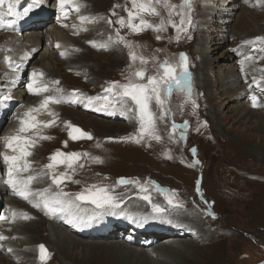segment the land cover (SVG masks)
Instances as JSON below:
<instances>
[{
  "label": "rangeland",
  "instance_id": "obj_1",
  "mask_svg": "<svg viewBox=\"0 0 264 264\" xmlns=\"http://www.w3.org/2000/svg\"><path fill=\"white\" fill-rule=\"evenodd\" d=\"M103 1L109 5L99 11L102 19L114 5H124L121 6L124 12H126L125 7L131 8L130 0H111L110 3L109 0ZM196 1V7H192V11L188 12L187 9H184L191 17V25L187 24L188 33H180L179 39L176 38L178 35L176 29L167 23L165 29L159 32L148 29L146 32L136 35L130 30L123 37L125 41L131 43V49L113 43L108 44L106 47L108 50L97 51L94 49L95 51L89 52L93 63L89 62L88 65L83 62L85 68L76 72H70V68L66 69V64L62 65L54 54L51 55L52 62H49L48 65L50 64L49 71L54 76L51 75L50 77L60 78L61 84L67 90L98 91L102 87H108L113 81L125 83L126 77L131 76L140 68L145 69V78H147L148 75L155 74L159 64L165 60L174 65L177 64L180 60V53L186 54L188 70L191 73V103L185 104L187 98L184 103L182 96L186 94L174 88L171 96L164 104V110L168 114L163 119L157 118L156 120L157 133L161 136L160 140L148 138L147 136L143 138L147 142L142 143H136L131 139H121L130 137L129 132L134 127L130 123L132 118H127L128 115L116 120H105L84 112L75 106H66L83 115L81 117L84 120L81 121V125L93 134V138L88 140L89 143L87 144L76 143L69 144V147L67 146L68 149L83 155V160L76 163V166L73 167L74 170L71 169V173L77 175L81 183L73 181L66 184V188L73 191H82L85 189L83 185L89 183H92L91 186L95 185L94 183L113 184L112 182L121 177L134 181H137L136 179L156 181L159 185L170 186L173 189L167 192H142L135 188V184H128V189L132 192V199L139 201L136 204L142 206L134 218L139 219V216L144 215L146 220L149 221V228H144L145 231H154L161 226L173 227L171 229L184 231L185 236L181 240L173 238L174 236L172 235L168 238L181 241V243L173 242L175 249L173 248L169 259H162L161 256L152 251L156 247V243L158 245L167 243L164 238L147 239V246L135 245L136 243L134 245L123 243V240L127 241L125 236H130L123 231L126 230L131 233L132 229L130 226L133 227L135 223L123 215V213L129 212H123L122 209L116 211L115 215L108 214L106 216V219L111 222L109 224L111 226L110 231L117 232V234L114 233L112 236L105 238L76 237L95 243L119 241V243L122 242L137 249H146L152 257L150 264H264V112L263 110L262 112L253 110V114H242L241 111L246 107L247 97L237 99L242 100V102L232 101L230 107L229 105L224 107L221 105L225 101L224 99L231 97L233 93V91L226 94L221 92L222 83L219 80L227 77L225 73L227 66L233 65L237 60L233 50L227 49L228 47L233 49L235 46H239L237 45L238 40L234 38L235 36H231L230 41L222 49L218 48L207 54L205 58L207 74L205 78H202L199 74L200 70L198 69L202 65V58L199 54V39L203 43L206 36L212 35L215 25L218 26V22L205 29V34L200 37V29L197 25L201 20L200 10L204 8V3L202 2L203 0ZM220 1L208 0V5L219 8V6L223 5ZM247 1L249 2H237L236 14L232 21H229L228 26L231 30L237 28V30L246 31L253 25L261 32L256 37H264V9L260 11L261 4L250 0ZM181 2L182 0H170V3L177 6ZM194 4L195 1L192 0V6ZM225 5L229 7L234 5V3L228 2ZM85 8L89 11L94 10L93 4L90 2L85 3ZM256 8L259 11L253 14V9ZM157 10L160 12V16L153 17L149 14L146 16V20L153 25L159 24L161 18H164L165 21L168 18L167 10L162 6L158 5ZM176 11H180L179 7ZM238 15L241 16V19ZM244 15L252 19L246 21ZM172 19L179 24L180 17L178 15L174 13ZM239 20L241 22H238ZM102 25V30L96 33L105 36L108 26L106 22ZM157 35L161 39H156ZM99 37L102 38L100 35H97L96 38ZM256 44L259 45V49H255L257 45L254 48L249 46L251 47L250 52H252L250 54L251 58L253 59L254 57L253 60L251 59L252 63L249 68H254L253 70H255L257 67L260 70H264V51H260V49H264V44L261 41H256ZM213 46H218V44H213ZM80 48L79 52H82L83 48ZM116 50H120V61L115 57L114 53ZM130 50L134 53L139 52V57L147 59V63L141 65L138 59L132 61L129 57ZM38 56L37 54L33 58L30 62L31 65L40 66L39 62L36 61ZM213 58L217 60L211 62ZM62 61H67V58ZM83 63L78 64L83 65ZM177 71L179 72L180 69L178 68ZM133 78L134 80H139V78ZM144 81L145 79L139 82ZM192 100H195L199 107L194 108ZM126 101H128L127 98L123 103H126ZM58 107V105L53 106V110L50 109L52 110L51 112L56 114ZM152 111L159 117L161 109L158 106L153 104ZM236 113L242 114V117L235 115ZM90 118H95V120L102 123L104 121H114L117 124V130L100 133L88 125L87 121ZM2 119L5 118L0 115V121ZM67 120L75 122L72 118ZM185 121L188 122L187 128L182 127ZM173 123L181 126L175 132L172 131ZM7 124L8 121L6 120L0 126V135ZM56 130L59 132L53 130L50 136L59 135L58 141H48V144L46 143L41 148L39 147L43 149L42 153L44 154H41V159H45V155L52 152L53 149L63 147L64 135L59 128ZM181 132L185 133L184 138H181ZM54 144L57 145L55 146ZM45 145L47 147H44ZM193 148L196 149L195 154L192 152ZM94 158H99V161L102 162H97ZM197 160L199 163L195 164ZM193 164L195 166H190ZM80 165L83 166L81 167ZM215 179L217 180L215 181ZM197 188H199V191H197ZM248 189H252L253 192L246 191ZM116 193L120 194V190ZM144 195H149L150 197L156 195L159 199L157 201L151 199L152 203H149L143 199ZM170 195L173 196L174 204L179 203L183 207L168 205L166 197ZM134 200L129 201L134 203ZM152 204H159L165 208V212L161 214L154 213ZM94 206L96 207V205L91 207L94 208ZM129 207L135 208L134 205ZM106 212L99 211V214H104L105 216ZM83 215L87 216V213ZM122 220L129 225L126 229L120 226V223H123ZM169 220L172 223H169ZM54 223L56 224V222ZM58 225L61 226L60 224ZM123 227H126V225ZM64 228L67 229V227ZM145 231L141 229V232L146 233ZM48 233L41 232L38 238L36 237V241L45 243L50 250L52 249V258L46 264H74V262H67L62 259L60 255L61 249L51 246L47 239ZM119 235L120 238H117ZM166 235L169 236L168 234ZM130 241L132 242V240ZM35 247V244H30L31 259L35 254ZM80 255H77V260L81 259ZM156 255L158 262H151L154 261ZM70 259L75 260L72 257ZM7 260L9 264L10 262H13V264H25V260L20 261L18 257H14V260L9 258L4 261ZM34 263H38L36 255ZM0 264L4 263L0 262ZM78 264L114 263H107L104 258L98 260L93 258L91 261L83 260L80 263L78 262Z\"/></svg>",
  "mask_w": 264,
  "mask_h": 264
},
{
  "label": "bare ground",
  "instance_id": "obj_2",
  "mask_svg": "<svg viewBox=\"0 0 264 264\" xmlns=\"http://www.w3.org/2000/svg\"><path fill=\"white\" fill-rule=\"evenodd\" d=\"M110 1L111 0H109V3ZM194 1L195 4L192 6L191 3V8L187 9L188 12H190V10L192 11V7H196L197 1ZM250 1L257 3V0ZM87 2L93 4V11H89L87 8H85V3ZM202 2L204 3V8L200 10L201 20L198 22V25L196 24L200 29V37L205 34V29H207L210 25H214L215 22H218V26L215 25L214 33L212 35H209L208 37L206 36L203 40V43L201 42V39H199L198 43H200V52H198L202 58V65L198 69L200 70L199 74L202 76V78H205L207 74V66L205 65V58L207 57V54L212 50L218 48L222 49L227 45V42L230 41V37L235 36L234 38L237 39L239 42H237V45L241 47L235 46L233 49L231 47H228L227 49L233 50V54L234 56H237V60L233 65L227 66V69L225 71L227 77H223L221 78V80H219V82L223 85L222 86L220 84L221 92L226 94L230 91H233V93L231 97L224 99L225 101H223L221 105L222 107L228 105L230 107V103L232 101L242 102V100L240 101L237 99H244L245 97H247V101L245 102L246 107L241 111L242 114H253V110H259L260 112H262L263 110L264 112V70H260V68L257 67L255 70H253L254 68H249V65L254 59V57L253 59L251 58L252 60L249 59V57H251L250 54H252L250 50L251 47L254 48V46L257 44L256 42L243 43L244 41L254 40V38L257 35H260L261 32H259L253 25L250 29L246 31L239 29L237 30V28H233L231 30V28H229L228 26L229 21H232V18L236 14V8L238 6L237 2L249 1L221 0L220 3H222L223 5L219 6V8L213 5H208V0H203ZM228 2L234 3V5L226 7L225 4ZM258 4H261V8L259 10H263L264 2ZM108 5L109 4L103 0H73V3L66 5V8L69 10V15L67 16V18H65L61 11L59 0H43L42 6L38 8L33 7L32 0H19V3L14 6V12L16 13L15 15H7L6 5L4 6L5 11L0 12V98H3L4 96L8 95L12 97L10 100L4 102L3 104H0V115L4 116L5 118L0 121V126L4 124L6 120L8 121L5 130H3L0 135V151L5 150L3 144V137L14 134L15 130L19 127V121L17 120V116H22L23 113L27 111L29 107L38 106L41 100L43 99L44 95L62 97L60 103H50L48 109L41 110V113L37 117L39 120L43 121L54 120L55 123L50 127L41 128L39 132L36 133V143L35 146L30 149L32 155L28 157V159L31 161L30 172L33 175H36L42 170L47 171L44 169V165L50 162L49 157L54 154L57 150L63 153H73L75 151L68 149L69 144H87L89 143L88 140H91L93 138V134L90 133L88 129H86L83 125H81V121L84 120L83 117H81L83 115L77 111H73V108L66 106H75L84 112H88L90 114H93L94 116L105 120H116L117 118H123V116L127 117L128 115L127 118H132V122L130 123L134 125L133 130L130 131L129 134L131 136H136L139 132V121L135 113L134 105L129 99L128 101H126V103H123L119 100V98H117L113 101V103L115 104L114 108H103L102 101L100 103L93 102L91 105H89L86 97H103L105 95H109L105 92V89L108 87H102L98 91L86 90V92L80 89L67 90L65 86L61 84L60 78L50 77L52 75V72L49 71L50 64L48 65V63L52 62V54L55 55V57L59 60L62 65L66 64V69L70 68V72H76L80 69L83 70L85 68V64L89 65V62L93 63V59L91 60V55L89 54V52L95 50H108V48L106 47L108 46V44L111 43L125 47L124 43L117 42L116 30L119 29V35L124 36L125 33L130 31V29L127 27H121L119 24L115 23V21L121 16L127 19V12H124V10L121 9V6L124 5H120V7L110 8L108 10V14L104 17V19H102L99 11ZM77 6L80 9L79 12L74 10ZM26 9L31 10L27 11L26 13ZM253 10V14L259 11L257 8ZM113 11H115L116 15L112 14ZM81 15L95 18V20L94 22L82 23L79 20V16ZM146 16L147 14H144L145 19L147 18ZM151 16L154 17V15ZM239 17L241 19V16ZM109 18L113 21L112 24L107 23V20ZM249 18V16L244 15V19L246 21ZM8 20L14 21V24L11 27L7 26ZM105 22L108 26L106 29L108 31L105 33V36L97 34L96 32H100V30H102V24H105ZM238 22L241 21L239 20ZM134 23L138 24L139 19L137 18ZM73 25H76V27L74 28ZM185 27L187 28V24H185ZM148 29L151 28H145L143 31L131 32L136 35H139L141 33L146 32ZM97 35L102 36V38H96ZM109 37H111V40L109 39ZM48 41L49 43H47ZM89 41H95V45H93ZM261 42H263L264 44V41ZM216 43L218 44V46H213V44ZM57 44H59V47H57ZM101 45H106V47H101ZM80 47L83 48L82 52H79L81 49ZM255 49H259V45H257ZM119 51L120 50H116V52L114 53L118 61L121 60V54ZM26 52L30 53V55L27 59H23L24 54ZM61 53L64 54L62 55ZM37 54L39 56L36 61L39 62L40 68L30 64L33 58L37 56ZM135 54L139 58V52H136ZM65 58H67V61H62L65 60ZM145 60L147 61V59ZM215 60L217 59L213 58L211 62H214ZM78 63H83V65ZM34 71H36L37 73H43V76L38 78V83H46L48 85L49 91L47 93H43L40 95H34L32 93H29L27 89V84L31 82L32 73ZM53 81H59V84H54ZM144 82H147V78H145ZM56 88H60L63 91L57 93ZM253 95L257 97V103L259 105L258 107L252 106L251 97ZM182 97L184 103L185 99L187 98V102L185 104L191 103V99H189L186 95ZM55 105L59 106L57 109V113L54 117L49 118V116H52L49 115V112L53 110V106ZM97 108H102V110L98 111ZM242 114L236 113L235 115H239L240 117H242ZM65 118H72V120H74L75 122H70ZM126 120L129 121L128 119ZM65 122H70L72 125L77 126L83 131L90 133L92 138H80L76 140L71 139L68 135L69 129L67 128ZM87 122L89 126H92L93 128H95V130L99 131L100 133H107L109 131L117 130V124L114 123V121H104L102 123L95 120V118H90V120H88ZM114 126L116 127L114 128ZM58 128L64 135L63 147L53 149L52 152L45 155V159H41V154H43V149H40L41 146L43 144H46L48 141H58L59 135H56L54 137L50 136L51 131H58L56 130ZM157 132L158 129L156 126V134L159 135ZM40 136H48L51 138L40 139ZM145 136H147L148 138L150 137L148 135ZM65 142L67 143L65 144ZM142 142L147 141L142 139L140 143ZM44 147H47V145H45ZM80 160H83V155L81 154L79 159L74 163L73 167H75L76 163H78ZM54 171L56 174L66 173V176L71 177V179L65 178L63 180V183L60 185V188H62L65 192L69 194L79 193L91 187L92 183H89L87 185H83L85 189H83L82 191L69 190L66 188V184L73 181L75 183H77L76 181H78L79 184L81 183V181L78 180V176L74 173H71V169H68L64 164L58 165ZM28 174L29 173H24L23 175ZM6 179L7 166L4 164L3 160L0 159V209H2L0 211V215L9 217V219L6 221H0V234H3L4 236L8 237V239L0 241V262H3L4 264H9L7 263L8 260H4L9 258H13L14 260V257H18L20 261L25 260V264H35V255L36 260L38 261L37 264H46L52 258V249L50 250L45 243H40L36 241L41 232H49L47 239L51 243V246L54 248L61 249L60 255L62 256V259L67 262H74V264H78V262L80 263V261L83 260H87L88 262L93 260V258L97 260L104 258L107 263L114 264H150V259L152 260V257L148 250L142 248L137 249L131 246H127L125 244L134 245L136 243L135 245L147 246V239L149 240L150 238H164L167 240V243H165L166 241L164 242L165 244L162 245L161 243L159 245L156 243V247L153 248L152 251L157 253L158 256H161L162 259H169V257L172 255L173 248L175 249V247H173V242L177 241L178 243H181V241L175 239L170 240L168 237L172 235L174 236L173 238L181 240V238L185 236L184 231L171 229L173 227L161 226L160 228L154 231H145V229L149 228V221L146 220V217L144 215H141L139 216V219H130L133 220V222L135 223V225L133 224V227L130 226V228L132 229V234L126 230L123 231L124 233H127V235H130L125 236L127 237V241L123 240V243L126 242L125 244H123L122 242H120V244L119 241H114L110 243L108 241V243H95L92 241H84V239H80L79 237L105 238L112 236L114 233L117 234V232L110 231L111 226L109 224H111V222L106 219V216L108 214H113L112 211H107L104 216V214H99V211L105 210L97 209V207L95 206L94 208H92L91 206L94 204H92L91 201H75V205L73 206L72 211L74 213H77L83 219V222L79 226H74L72 224L67 223V216L63 214L46 215L45 210H43L42 208L33 207L31 203L15 195L12 189L4 183ZM118 180L112 182L113 184H94L97 187L108 188L113 196L118 197L119 200L122 201V203L120 204V208L116 209L115 212L120 211V209H122L123 212H129L132 214L138 213V210L142 207L141 205L136 204V202L139 201L132 199V192L129 191L128 184H118ZM136 180L138 181V183L135 184V188H138V190H140V185H143L147 189L146 192H167L172 191L173 189L170 186H163L161 184L159 185V183L156 181H143L140 179ZM216 180L217 179H215V181ZM48 187H51L53 191L59 190L57 189L56 185L52 184L51 173L46 176H39L37 180H35L32 184L33 189H43ZM119 190L120 194H117L116 192ZM246 191L253 192L252 189H248ZM151 199L153 201H157L159 198H157L156 195H152ZM129 200H134L135 202L133 203V201ZM131 205H134L135 208L129 207ZM12 210L17 211L18 213H27L31 217V219L24 220L22 218H17L15 221H12ZM84 213H87V216H84ZM89 217H93V219L89 220ZM54 222H56V224H60L61 226H59L58 224L56 225ZM125 225L126 227H123ZM120 226H122L121 228L126 229L129 225L128 223L126 224V222L123 221V223H120ZM64 227H67V229ZM141 229L146 233L141 232ZM165 234H168L169 236H165ZM140 237H142L143 240L140 239ZM117 238H120V235ZM130 240H132L133 243ZM32 243L35 244L36 247L35 254L31 259L30 244ZM41 244H43L47 249V258L43 261H41L40 259V252L38 248V246ZM9 248H11L13 251L8 252L7 249ZM78 254H81L80 260H77ZM157 255L155 256L154 261L151 262H158ZM71 257L75 260H71ZM10 264H13V262H10Z\"/></svg>",
  "mask_w": 264,
  "mask_h": 264
},
{
  "label": "snow or ice",
  "instance_id": "obj_3",
  "mask_svg": "<svg viewBox=\"0 0 264 264\" xmlns=\"http://www.w3.org/2000/svg\"><path fill=\"white\" fill-rule=\"evenodd\" d=\"M264 2V0H257V3ZM19 3V0H0V12L5 11L4 6L6 5L7 15H15L14 6ZM73 3V0H59V5L61 11L65 18L69 15V10L66 8V5ZM131 8L125 7L127 12V19L121 16L115 23L119 24L121 27H127L132 32L143 31L145 28H151L155 31H163L165 25L171 24L173 28L177 31V39H179V34L187 32L188 29L185 27V24L191 25L190 15L184 11V9H190L192 0H182L179 6L170 3V0H130ZM33 7H40L43 4V0H32ZM162 6L167 10L168 18L165 21L164 18H161L160 23L153 25L148 20L144 18V14L160 16V12L157 10V6ZM114 8L120 7V5H114ZM179 7L180 11H176ZM31 9H26L25 12L30 11ZM75 11L79 12V7H75ZM176 14L180 17L179 24H177L173 19V14ZM116 15L115 11L112 13ZM139 19V23H134L136 19ZM79 20L83 22H94L95 18L87 16H79ZM108 24H112L113 21L109 18L107 20ZM14 24V21L8 20L7 26L11 27ZM75 28L76 25H73ZM86 30V29H85ZM117 32V42L124 43L129 49L132 48L130 42L124 40L123 36L119 35V29ZM191 38V37H189ZM111 40V37H109ZM156 39H161L159 35L156 36ZM256 41H264V37H255L252 41H244L243 43H255ZM95 45V41H89ZM59 47V44H57ZM101 47H106V45H101ZM235 51V50H234ZM264 51V49H260ZM62 55L64 53H61ZM30 53H25L23 59H27ZM180 60L177 64H172L171 62L165 60L159 64L158 69L155 74L147 76V82H139L145 79V69L140 68L136 70L131 76L126 77L125 83H120L118 81H113L109 84L108 88L105 89V92L109 95L103 97L100 96H90L86 97L89 105L93 102L100 103L103 102V108L115 107L113 103L114 100L119 98L121 102H124L125 99H129L135 109L137 119L139 121V132L136 136L125 137L121 139H131L136 143H140L145 135L150 136L155 140H160L161 137L156 134V120L157 118L163 119L168 113L164 110V104L166 100L171 96L174 88L185 93L186 96L191 99L192 96V85H191V73L188 70V59L185 53H180ZM129 56L132 61L140 60L141 65L146 64L147 61L143 57H137V55L130 51ZM251 59V57H249ZM180 69L178 72L177 69ZM43 73H37L34 71L32 73L31 82L27 84V89L29 93L34 95H40L47 93L49 91L48 85L46 83H38V78L42 77ZM139 78V80H134V78ZM255 82V81H254ZM54 84H59V81H53ZM63 90L56 88V92L60 93ZM75 91V90H74ZM111 97V98H110ZM12 97L10 95L0 98V104L10 100ZM79 98V97H77ZM62 97L53 96V95H44L40 104L36 107H29L27 111L23 113L22 116H17L19 121V127L15 130L14 134L7 135L3 137L4 151H0V159L3 160L4 164L7 166V179L4 181L13 191V193L20 198L28 201L36 208H42L45 210L46 215H57L63 214L68 217L67 223L74 226H79L83 219L72 211L75 201H91L92 204L96 205L97 208L103 209L105 211H112L115 214V210L120 208L122 201L118 197H115L111 194L110 190L106 187H97L95 185L91 186L85 191L69 194L65 192L60 185L63 183L65 178L71 179L70 176H66V173L56 174L55 169L58 165L64 164L68 169H73L74 163L79 159V153H63L57 150L54 154L49 157V163L44 165V169L47 171H40L36 175L31 174V161L28 159L32 155L30 149L35 146L36 143V133L39 132L41 128H46L52 126L55 121L48 120L43 121L39 120L37 117L41 113V110H47L50 103H60ZM252 106L258 107L257 97L253 95L251 97ZM155 104L158 106L161 111L159 117L156 113L152 111V105ZM193 107H198L195 100H192ZM97 110H102V108H97ZM131 110V109H129ZM49 115L55 116V113L49 112ZM67 128L69 129L68 135L71 139L76 140L80 138L91 139V134L83 131L77 126L72 125L70 122H65ZM178 127H181L175 123L172 124V131L175 132ZM183 128L188 127V122L185 121L182 125ZM181 138H184L185 133H180ZM40 139H50L48 136H40ZM67 142H65L66 144ZM99 146V145H98ZM193 154H195L196 149H192ZM171 158V157H169ZM99 161V158H94ZM199 161H195V164H198ZM195 164L190 166H195ZM81 167L83 165H80ZM24 173H29L28 175H23ZM51 173L52 184L56 185L58 191H53L51 187L43 189H33L32 184L39 176H46ZM78 183V181H76ZM118 184H136L138 181L127 179L121 177L118 181ZM199 183V182H197ZM140 190L146 192L147 189L140 185ZM159 190V189H158ZM199 191V188H197ZM74 195V199H73ZM38 198V199H37ZM143 199L151 202V197L149 195H144ZM167 203L170 206L174 207H183L182 204H174L173 196H167ZM152 211L157 214L165 212V208L161 207L159 204H152ZM127 219H133L135 214L132 213H123ZM214 215V214H212ZM17 218H22L24 220L31 219V217L24 212H17L12 210L11 220L15 221ZM9 217L0 215V221H6ZM93 217H89V220ZM172 223L171 220L168 221ZM8 237L0 234V241L6 240ZM40 252L41 261L47 258V249L43 244L38 246ZM8 252H12L11 248L7 249Z\"/></svg>",
  "mask_w": 264,
  "mask_h": 264
}]
</instances>
